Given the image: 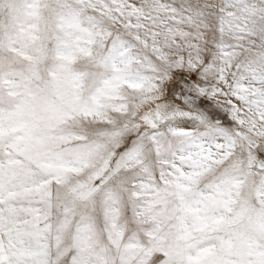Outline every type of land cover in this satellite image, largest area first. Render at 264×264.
Returning a JSON list of instances; mask_svg holds the SVG:
<instances>
[{"label":"snow or ice","instance_id":"obj_1","mask_svg":"<svg viewBox=\"0 0 264 264\" xmlns=\"http://www.w3.org/2000/svg\"><path fill=\"white\" fill-rule=\"evenodd\" d=\"M0 264H264V0H0Z\"/></svg>","mask_w":264,"mask_h":264}]
</instances>
